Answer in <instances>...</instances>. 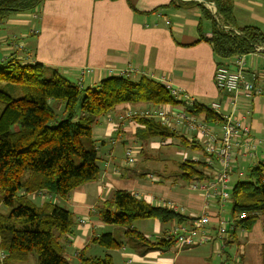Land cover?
Masks as SVG:
<instances>
[{
  "label": "crops",
  "instance_id": "crops-1",
  "mask_svg": "<svg viewBox=\"0 0 264 264\" xmlns=\"http://www.w3.org/2000/svg\"><path fill=\"white\" fill-rule=\"evenodd\" d=\"M173 1L131 0L134 10L127 0H44L37 9L10 16L0 24V61L15 57L22 62H38L50 70H57L72 82H77L82 68H90L91 72L82 76L84 87H92L109 75L121 76L122 71L131 68L135 72L129 78L137 79L144 75L158 82L165 78L182 90V96L176 100L178 104L165 103L159 106L177 109L186 107L188 111L193 103L207 107L215 102L220 104L222 114L227 113L231 109L229 95L219 90L213 80L219 60L214 56L211 45L200 39L211 36V21L203 17L199 6L179 5L177 0L175 3ZM231 1L233 27L252 26L264 34V0ZM261 47L264 46L257 48ZM243 57L245 79L255 80L264 68V52L255 50ZM221 65L237 69L234 58L222 60ZM147 106L144 103L119 104L93 128L92 138L97 140V144L104 141L98 150L100 178L77 187L63 201L76 221L74 234L68 236L66 252L77 262L76 253L85 246L87 255L94 254H88V251L93 245L89 239L97 235L96 230L111 228L97 217L93 218L90 210L106 201L115 190L130 191L152 205L171 202L166 201V197L177 200L186 207H181L183 211L185 209L182 214L189 218L199 215L203 210V194L181 195V182L176 180V175L168 179L165 173L140 170L138 165L144 160L148 161L149 154L144 155L141 151L134 166L127 165L123 152L129 148L128 145L139 148L138 141L142 150L144 146L160 141L158 138L140 141L135 134L138 126L136 120L122 118V113L128 108L146 109ZM234 115L249 129V135L244 138L264 140V97L247 98L240 94ZM173 133L185 137L186 141L190 136L188 133ZM111 138L115 139L114 144L110 143ZM171 139L175 141L164 144L179 145V137ZM195 152L201 153L199 150ZM256 162L258 155L256 159H245L238 149H233L230 185L236 178L243 177L247 166ZM213 166L216 168V164ZM148 174L153 178H146ZM210 202L207 211L211 217L206 242L190 248L176 244L156 250L123 243L120 248L114 249L117 264L260 263L264 219L257 218L249 231L236 230L218 239V221L220 216L226 217V214H219L216 202ZM79 220L84 224H78ZM147 220L137 221L133 227L150 242L164 238L174 226V222H171L165 231L158 220ZM189 224L190 221L185 225ZM116 228L111 229L110 233L114 234ZM145 230L151 232L147 234ZM110 257L114 264L113 257Z\"/></svg>",
  "mask_w": 264,
  "mask_h": 264
},
{
  "label": "trees",
  "instance_id": "trees-1",
  "mask_svg": "<svg viewBox=\"0 0 264 264\" xmlns=\"http://www.w3.org/2000/svg\"><path fill=\"white\" fill-rule=\"evenodd\" d=\"M43 1L0 0V24L10 16L37 9ZM177 1L179 5L199 6L203 17L210 19L211 36L200 39L211 45L219 60L217 66L224 59L235 60L264 46V34L256 27H233L231 0ZM204 2L215 6L214 15ZM127 3L135 10L131 0ZM125 103H144L147 107L178 104L162 83L144 75L137 79L109 75L92 87H84L83 82L79 87L38 62H22L15 57L0 61V191L2 203L8 207L6 213L0 212V251L5 254V263L24 264L33 252L36 264H71L66 246L76 221L63 201L77 187L100 178L98 150L104 141L97 144L92 138L93 128L115 106ZM188 111L209 123L222 121L221 114L204 105L193 103ZM136 123L135 134L140 141L179 137L183 147L202 150L195 135L188 142L155 118H136ZM177 169L176 180L189 184L203 178L205 165L185 159ZM229 203L230 216L235 219L233 232L251 230L259 214L264 213V161L247 166L243 177L236 178ZM90 215L123 229L122 236L131 247L147 250L166 249L175 241H147L134 229L135 222L155 219L182 224L191 220L126 190L113 191L90 210ZM89 242L103 249H118L123 244L110 232L91 236ZM86 248L76 253L79 264H113L110 255H87ZM259 257L264 264V242Z\"/></svg>",
  "mask_w": 264,
  "mask_h": 264
},
{
  "label": "built area",
  "instance_id": "built-area-1",
  "mask_svg": "<svg viewBox=\"0 0 264 264\" xmlns=\"http://www.w3.org/2000/svg\"><path fill=\"white\" fill-rule=\"evenodd\" d=\"M206 5L214 15L216 12L215 6L212 3ZM256 50L264 52V47ZM234 63L237 69L233 70L220 65L216 67L213 76L215 86L229 95L231 105L230 111L224 114L220 112L221 106L219 103L213 102L207 106L210 110L221 114L222 121L220 123H209L186 112L184 109L169 106H156L146 109L128 108L122 113V118L127 121H135L136 118H155L171 132L190 134L187 138L188 142H192V135H195L202 148V150H199L201 151L200 154H194L187 159L205 165L203 178L194 179L188 184L189 189L199 190L203 194V210L199 215L191 216L189 225L174 222L173 231L171 229L173 235L168 239H173L179 247L204 243L208 240L207 226L210 223L211 215L207 209L211 203L210 201L216 202L219 214L224 213V205L229 202L232 186L230 185V172L233 149H238L245 159H256L258 155V161H264V140L244 138V136L249 135L247 134L249 129L234 115V109L240 94L247 98L250 96L264 97V68H262L260 75H256L255 80L245 79L244 57L237 56ZM133 70L128 68L121 72V76L128 77L132 72H135ZM88 72H91L90 68H82L79 71L80 75L76 82L79 87L82 86V76ZM159 82L169 91L173 100H178L182 96V90L170 80L161 78ZM110 143L114 144L115 139L111 138ZM123 155L128 164H132L137 160L135 152L131 148H126ZM213 164H216V168ZM151 178L153 177L151 176ZM166 205L174 211L183 212L182 208L178 209L172 202H168ZM241 216H244V214ZM234 223L235 219L230 216V213L226 217L225 215L220 216L216 237L221 239L224 235L233 232Z\"/></svg>",
  "mask_w": 264,
  "mask_h": 264
},
{
  "label": "rangeland",
  "instance_id": "rangeland-1",
  "mask_svg": "<svg viewBox=\"0 0 264 264\" xmlns=\"http://www.w3.org/2000/svg\"><path fill=\"white\" fill-rule=\"evenodd\" d=\"M46 75H49V74L47 73ZM131 139L133 140V137ZM128 141L130 144L131 140L129 139ZM167 141L169 143H171L172 141H175V139H164V140L161 139V141L156 140V141L152 142V144H148V145L144 146L142 148V150L140 149L141 148L140 146H142V145L138 141H137V143H138L137 146L139 148H137V147L132 148L131 147L132 144L128 145L129 148H131L135 152V158H140L141 151H143L144 155H145V153L149 154L150 159L148 161L144 160V161H142L143 163L138 165V167H140V170L142 172L148 171V172H154L155 174L165 173V178L171 179L174 175L177 174V172H178L177 165L180 162H182L183 160L189 158L190 156H192L194 154H197V152H195V151L191 152L190 149H187L184 147L185 149H187L185 151L183 149V146L181 145V140L179 141V145H176V144L170 145L168 143L164 144ZM146 159H148V158L146 157ZM136 161L134 163H136ZM165 168H167V169H165ZM146 178L151 179V175L150 174L146 175ZM180 182H181L180 183L181 195L183 194L185 196L187 194L199 193V190L189 189L188 183L182 182V181H180ZM232 182L234 183L235 181H232ZM2 198H3V195L0 191V212L6 213L8 210V207H6L2 203ZM166 201L173 202L174 205L178 208H181V207L184 208L185 207L181 202L174 200V199H169L166 197ZM223 210H224L226 216L230 213V203L229 202L225 203ZM184 212H185V209H184L183 213ZM197 212H199V211H197ZM257 218L264 219V213L259 214V216ZM149 220L154 221V219H149ZM146 221H148V220H146ZM160 223L163 226V228H165V231L170 227L169 222H160ZM78 224L82 225V224H84V222H81V220H79ZM105 226L110 227V225H105ZM113 228H115V226H111V228H98L96 230V232H97V234L111 232L110 230ZM172 231H173V226H172ZM172 231H170L168 234H166V236L163 239H167L170 236H172ZM145 232L147 234H149L151 231L145 230ZM113 236L115 239L122 241V243L128 244L126 239L122 236V229L121 228H116V232L113 234ZM129 244H130V242H129ZM175 245H176V243L173 242L172 246H175ZM193 246H195V245H185L182 248H184V247L190 248ZM90 252H93L94 255H96V256H103L104 254H110L113 257L114 264H117L116 250H114V249H103L100 246L90 245L88 254ZM68 259H69L71 264H78L77 260H73L71 257H68ZM0 264H9V263H5V254L2 251H0ZM11 264H13V263H11ZM17 264H21V263H17ZM24 264H36V256L33 252L29 253V260ZM228 264H236V263L229 261ZM258 264H260V263H258Z\"/></svg>",
  "mask_w": 264,
  "mask_h": 264
}]
</instances>
